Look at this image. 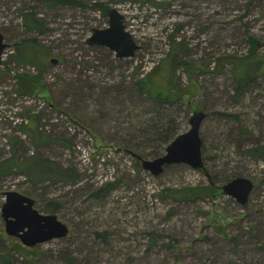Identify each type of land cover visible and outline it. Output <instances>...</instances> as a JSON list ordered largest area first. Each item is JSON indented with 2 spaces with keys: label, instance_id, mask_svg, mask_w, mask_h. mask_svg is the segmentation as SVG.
<instances>
[{
  "label": "rangeland",
  "instance_id": "obj_1",
  "mask_svg": "<svg viewBox=\"0 0 264 264\" xmlns=\"http://www.w3.org/2000/svg\"><path fill=\"white\" fill-rule=\"evenodd\" d=\"M74 1L0 0V264H264V67L242 59L250 36L264 58V0ZM111 8L140 45L133 57L87 42ZM29 12L42 30L25 26ZM30 39L39 53L21 61ZM164 70L174 96L160 103L137 81ZM195 111L203 167L144 169L170 142L129 143L173 120L186 132ZM227 176L252 180L247 203L224 194ZM9 191L69 233L32 247L7 234Z\"/></svg>",
  "mask_w": 264,
  "mask_h": 264
},
{
  "label": "water",
  "instance_id": "obj_2",
  "mask_svg": "<svg viewBox=\"0 0 264 264\" xmlns=\"http://www.w3.org/2000/svg\"><path fill=\"white\" fill-rule=\"evenodd\" d=\"M107 15L109 26L104 29L95 28L87 42L90 45L106 46L115 51L119 58L133 57L140 45L126 30L124 15L116 8L109 9ZM7 47L4 34L0 31V63ZM57 61L55 58L51 59L54 64ZM205 117V112L195 111L189 120V130L178 134L167 145L163 155L155 159H142L143 168L153 175H159L164 171L165 166L171 164L182 163L193 168L203 167L200 128ZM253 187L254 183L251 179L237 177L224 184L222 189L224 194L245 204ZM1 210L7 234L19 238L25 246L32 247L54 238L65 237L69 233L67 224L56 214L40 213L34 207V199L21 192H7L6 201Z\"/></svg>",
  "mask_w": 264,
  "mask_h": 264
},
{
  "label": "trees",
  "instance_id": "obj_3",
  "mask_svg": "<svg viewBox=\"0 0 264 264\" xmlns=\"http://www.w3.org/2000/svg\"><path fill=\"white\" fill-rule=\"evenodd\" d=\"M57 3L59 4H75L76 1L74 0H57ZM24 24L25 26L29 29V30H42L43 28V23L42 21L37 18L35 16V13L33 12H29L26 13L24 16ZM249 42H250V48H249V53L250 54L245 58H242L245 61V65L247 63H249V61H254L256 62V66H257V70H262V68L264 67V58H261V56L258 55V49H259V42L258 40L253 37L250 36L249 37ZM24 50L21 53L22 56L20 57L21 61L28 59V58H33L34 56H36L39 53V45L37 44V40L36 39H30L24 42L23 44ZM252 57V58H251ZM251 58V59H250ZM236 58L234 56H225L223 57L222 60H229L230 62H233ZM248 61V62H247ZM253 63V62H252ZM190 66V65H189ZM165 74L164 72H160V74H149L146 77L140 78L137 81V87L139 89V91H141L142 93H144L147 97L157 100L160 103H163L165 101H169L172 100L173 98V92L171 89V86H169L167 84V74H166V70ZM247 70H245V68L243 69V71L241 70V72H238V74H235V77L237 79V90H244L246 88L247 82L249 81V76L246 73ZM243 134H245V130H242ZM177 126L174 122V120L172 121V126L171 128H162L160 131H156L155 134H153L152 137H147V138H141L142 140L138 142L134 141L132 143H129V145H134V147L139 148V147H146L149 145L150 140L154 141L156 140L157 142L160 141L161 144H163L164 146L166 144H168L169 142H171L173 140V138L175 136H177ZM130 142V141H129ZM160 143L158 145H160ZM128 147V146H126ZM128 151H132L129 150L128 148H126ZM164 151V150H163ZM162 151V152H163ZM161 152L157 151V150H151L148 152V155H152L154 157H157L160 155ZM162 154V153H161ZM1 175V172H0ZM234 176H227L225 182L229 181L230 179H232ZM111 187V184L107 187V188H101L97 195H100L101 193H103L105 190H108ZM205 190H212L213 192H220L221 193V189L219 187L215 188L213 186H208L205 188ZM190 191H193L192 189H190ZM199 189L195 188V193H198ZM215 194V193H214Z\"/></svg>",
  "mask_w": 264,
  "mask_h": 264
}]
</instances>
